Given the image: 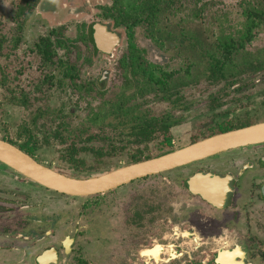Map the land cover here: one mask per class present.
<instances>
[{
    "label": "rangeland",
    "instance_id": "374dc122",
    "mask_svg": "<svg viewBox=\"0 0 264 264\" xmlns=\"http://www.w3.org/2000/svg\"><path fill=\"white\" fill-rule=\"evenodd\" d=\"M44 1L52 6L51 1L39 0L40 6L48 12L50 6ZM113 1L62 0L61 3L65 2L70 8L79 9L74 10L71 15L68 10L64 16L66 20L62 24H55L53 15L37 9L27 11L18 19V7H24L21 4L27 0H0V40L2 37L6 38L5 45L18 41L11 57H3L0 61L2 68L7 67L9 73L8 84H0V139L27 143L37 148L35 155L41 163L52 165L70 175L95 176L124 167L132 146H129L130 149L125 147L118 150L116 158L113 156L114 158L104 162L91 154H83L80 158L85 162V167L80 171L66 163L64 156L67 157L66 149L75 140L78 132L76 129H85L92 134L104 129L103 132H111L110 134H123L109 137L114 138L116 143L121 145V140L127 141V127L119 125V121L109 114L113 109L111 103L117 99L119 93L124 90L126 97H129L139 84L131 78L128 70L124 71L129 61L124 55L129 52L142 56L141 71L146 79L158 84V87L164 83L174 88L173 102L159 97H146V107L151 110L152 115H174L177 122L171 129L170 140L173 149H182L197 139L219 133L231 125L264 122V70L255 75L247 65L241 75L232 71V66L240 69L248 60L264 65V0H173L171 7L160 17L163 38L159 40L163 43L153 37L154 32L147 17H139L118 26V29L123 30L125 39L115 60L103 56L94 59L90 49L85 51L77 43V39L82 38V25L102 20L105 9L113 5ZM120 1L123 10L130 15L137 12L141 2ZM87 10L90 16L78 15L79 12ZM63 14L62 11L60 18H63ZM168 27L173 29L167 31L171 37L166 35V30L164 33V29ZM52 30H56L53 36L56 58L54 63H45L38 53V44L40 38L48 36ZM196 42L200 45L197 46ZM212 50H217L220 54V69L227 79L215 82L207 79L206 68L210 57L206 54ZM73 64L75 68L81 67L77 78L68 75L71 72L69 67ZM106 69L112 71V76L104 84L106 90L102 92L96 86V81ZM126 73L128 83H132L130 88L122 86V78ZM25 98L29 99L30 104L23 105ZM136 100L142 102L144 99ZM41 111L44 112L43 118L39 116ZM94 118H97V124L90 122ZM57 132L61 137H58ZM60 138H65V141ZM82 138L86 139L87 136ZM85 144L84 142L81 145ZM171 146L161 139H154V142L140 147V150L144 156H156L167 152ZM263 151L264 145L244 148L208 163L223 164L237 158L240 159V165ZM216 169L224 172L227 167ZM175 174L169 173L136 185L125 186L105 196L75 199L76 208L82 206L83 213H93L89 217L96 215L102 219L106 211L109 218L115 213L121 217L114 220L117 229L112 231L107 227L104 230L95 226L90 228L91 240L95 242V238L100 235L101 239H107L100 241L101 243L108 244L115 240L113 247H116L120 235V238L124 235L127 237V229H123L124 233L121 232L119 222L127 217L131 191L132 200L136 204L134 195L137 194L134 193L138 186L149 188L146 194L156 197L152 201L157 200L164 205V211L170 212L166 208L175 198L174 189L169 186L168 181ZM250 183V177H247L241 190L248 193ZM158 186L162 188L156 189ZM51 200L54 203L60 198L52 194ZM174 208L178 210L176 206ZM256 212L264 213L258 207L254 213ZM73 216L68 220L71 224L75 222L76 217ZM94 244L97 246L87 247L90 260L94 255H101L102 258L105 254L115 264H127V257L114 255L112 246H99L97 242ZM119 247L117 250H121V246ZM213 247L216 248L205 246L206 250ZM124 254L127 255V251Z\"/></svg>",
    "mask_w": 264,
    "mask_h": 264
},
{
    "label": "flooded vegetation",
    "instance_id": "af4514ba",
    "mask_svg": "<svg viewBox=\"0 0 264 264\" xmlns=\"http://www.w3.org/2000/svg\"><path fill=\"white\" fill-rule=\"evenodd\" d=\"M49 1H51L54 9L50 6L49 2L44 1L50 6V11L47 12V10H44L43 6H40L39 0H27L26 3L21 4V6L23 5L24 7H18L17 18L19 19L21 16H24L27 11L30 12L37 9L45 14L53 15L55 17L53 21L55 24H62L64 20H66L64 16L68 13V10L71 15L75 12L74 10L79 9L70 8L65 2L61 3L62 0ZM146 1L147 0H141L137 12L131 15L127 13V18H121L120 22L122 24H127L139 17H147L151 24L152 31L154 32L153 37L159 40L163 38V30L162 27H160V17L166 12V9L168 10L171 7L173 0H155L156 2H154V0L150 2ZM114 3L113 1V5L105 9V15L103 14L104 18L102 20L92 24L82 25V38L77 39V43L81 45L85 51L90 49L94 59L98 56H103L115 60L124 42L123 30L116 27L115 17H118V14L110 17V15L113 14L112 10L114 8ZM151 9L154 10V12H152ZM62 11L64 13L63 18H60ZM85 12H79L78 15H82V17L90 16L88 10L86 13ZM56 15H59V17L57 18ZM75 15L78 16L77 14ZM96 24L107 26L111 32L116 33L120 37L121 42L112 53L106 54L96 49L92 38V28ZM169 29L170 31L173 30L169 27L165 28L164 33L166 30V35L171 37V34L167 32ZM88 32H91L92 43L90 41L87 42L85 38V34L88 36ZM55 33L56 30H52L48 36L41 37L39 41L40 44L41 39L49 38L51 42L54 43L53 54L51 55L52 61H47V63H54L56 58L55 42L53 40ZM171 40L173 39L171 38ZM160 43H163V41H160ZM193 43L194 42H192V44ZM174 45L178 46L177 43H174ZM180 45H182V43H180ZM196 45L199 46L200 44L196 42ZM124 56L129 58L128 65L124 71L128 70L129 74H131V78L137 80L139 84L136 85V89H134L129 97L128 95L126 97L123 92L124 90L119 93L117 99H114L111 103L113 109L109 115L117 119L120 123L119 125L123 127L128 126L127 138H132L138 133L130 129V125L134 124V119L135 121H144L147 117H153L161 122L160 120L166 118L168 120L166 121V125L169 126L167 131L163 129L153 131L151 135L152 139L144 141L141 145H137L138 143L136 141L127 142V149H130L129 146L133 147L131 148V152H128L129 158H127L125 165L128 166L135 164L131 162L132 156L137 151V149L135 150L136 146H138V148L144 145L148 146L154 142V139H161L163 142H166L167 145L171 146V129L177 121L174 120V115L172 114L154 116L151 110L146 107L148 103L146 97L148 96L151 99L159 97L161 99L163 98L165 101L173 102L174 88L164 83L161 87H158V84L155 85L150 80L146 79L144 77L145 74L141 71V68L143 69L142 56H138L132 52ZM80 68L81 67L77 66L75 68L73 64L69 67L71 72L68 73V75L72 78L75 76V78H77L79 71H81ZM210 71L209 62L206 68L207 79L209 81L208 75ZM72 72L74 74L73 76ZM76 72L77 75L75 74ZM111 76L112 71L106 69L96 81V86L101 88L102 92H105L106 88L104 84ZM122 79V86L130 88L132 83H128L127 73ZM139 98L144 100L139 102L136 100ZM25 99L26 104H30L29 99ZM127 108L129 110L128 113ZM39 116L43 118L44 112L41 111ZM99 118L101 119V117ZM90 122L97 124L98 121L97 118H94L91 119ZM161 123L165 122L163 121ZM251 125L254 124H250L249 126ZM114 129H117V127ZM79 130L76 129V131H78L77 135L82 134V136L86 135L87 137L96 135L103 139L123 135L119 133L110 134L111 132H103L104 129L93 134L85 129ZM57 134L58 137H61L59 132H57ZM218 134H221V132L215 135ZM212 136L214 135L200 140L197 139L188 146ZM7 142L12 144L11 141ZM108 142L107 140H101L96 143H98L100 147L106 148ZM12 145L18 147L20 150H22L21 147L23 146L27 148L32 147L27 143L23 144L18 142ZM36 150L37 148L34 149L33 153L27 152L26 150L22 151L33 157L38 163L45 167L72 178L88 179L94 177L70 175L54 168L52 165L41 163L35 155ZM175 151L178 150L173 149L171 146L167 152L161 155L152 156L150 154L147 156L153 159ZM228 153L229 152L219 154L164 173L148 176L125 185H136L158 176L176 173L175 176L171 178V181H168L169 186L174 189L173 197L175 198V200L170 203V208H166L167 211L170 210V212L164 211V205L157 202V200L152 201V199L156 197L146 194L149 188H140L138 186V189L135 190L134 193L137 194L134 195L136 204L132 200L133 192L131 191L129 206L127 208V217H124L123 222H119L121 232L123 231L124 233L127 229V237L124 235L120 238V235L117 241L118 245H115L116 247H113L115 240L108 244L101 243L100 241H107V239L105 237L101 239L100 235L95 238V242H97L99 246H112L114 255H125V257H127V264H264V213H254L257 207L262 208L264 211V197L262 195V188L264 186V151L258 154L254 153V155L257 154V156L253 159L248 158L240 165L238 164L240 159L237 158H233L227 163L223 162V164L222 162L208 163ZM83 154L84 153L81 155ZM113 154V156H115V153ZM143 155L144 154H142V156ZM113 156H104L101 157V159L103 162L109 161V159L114 158ZM65 159L64 156V160ZM66 163H69L76 171H80V169L83 168L75 167L69 160L66 161ZM217 167H227V169L224 172H219L216 169ZM198 174H212L220 178H226L227 176L232 177L229 184L232 191L226 194L227 198L224 208H214V206L205 201L199 194H193L190 191L189 181ZM247 177H250L251 181L250 187L248 188L249 190H247L248 193H246V190L244 192L241 190ZM164 179L166 180V178ZM202 187L210 189L211 191L209 192L211 194H216L218 197L223 193V189L220 186L205 184V186H199L198 190L202 189ZM155 188L161 189L162 186ZM118 189L89 197L61 195L20 176L15 171L0 164V264H115L111 261V258L105 254L102 258L100 257L101 255L97 257L94 255V258L90 260L91 258L88 257L90 253L87 247L97 246L94 244L95 242L91 240L90 232H92V229L90 228L95 226L100 230H104L107 227L112 231V229H117L114 226V220L116 218L121 219V217L117 216V213H115L109 218L108 211H106V215L103 216L102 219L96 215L89 217V215H93V213H83L84 211H81L82 206L76 208L74 200L105 196ZM143 191L145 193H143ZM245 193L248 195L247 197ZM52 194L56 195L60 200H58V202L54 201L53 203L51 200ZM68 200L71 201L68 202ZM103 205H105L104 202ZM175 206L178 210H175ZM53 207L54 210H52ZM71 215H74L73 218L76 217L73 224L68 222ZM82 217L84 219H82ZM119 246H121V250H117V248H120ZM123 246H126L127 250L126 247L124 248ZM205 246H216V248L213 247L206 250ZM126 251L127 255L124 254Z\"/></svg>",
    "mask_w": 264,
    "mask_h": 264
},
{
    "label": "water",
    "instance_id": "95a60500",
    "mask_svg": "<svg viewBox=\"0 0 264 264\" xmlns=\"http://www.w3.org/2000/svg\"><path fill=\"white\" fill-rule=\"evenodd\" d=\"M92 38L98 51L112 53L119 46L120 37L105 25L92 28ZM264 145V122L228 131L198 141L181 150L142 161L88 179H77L51 170L38 163L18 147L0 139V164L20 176L61 195L89 197L118 189L133 181L164 173L179 167L230 151ZM232 177L220 178L212 174H198L189 181V189L199 194L214 208H224ZM212 184L223 189L222 195L211 194L210 189L199 186ZM213 191V190H212ZM264 197V186L262 188Z\"/></svg>",
    "mask_w": 264,
    "mask_h": 264
},
{
    "label": "trees",
    "instance_id": "16d2710c",
    "mask_svg": "<svg viewBox=\"0 0 264 264\" xmlns=\"http://www.w3.org/2000/svg\"><path fill=\"white\" fill-rule=\"evenodd\" d=\"M151 0H147L146 2H150ZM114 8L112 10L113 14L110 15V17L115 16L116 14H118V17H115L116 20V27L121 26V18L125 19L127 18V14L126 12L123 10L122 8V4L120 0H114ZM154 2H156L154 0ZM152 12H154V10L151 9ZM109 17V16H108ZM88 36L85 34V38L87 40V42H91V32H88ZM7 42V39L2 37L0 40V61L1 58L5 57L6 59L10 58L11 55L15 52V49L18 45V41H14V42H10L8 45H5V43ZM92 43V42H91ZM198 43V42H197ZM199 44V43H198ZM53 45L54 43L51 42V40L49 38H43L41 39V43L39 44L38 48H39V54L43 57L44 62L47 63V61H52L51 55L53 54ZM207 56H209V62H210V72H209V79L213 82L215 81H221L224 79H227L228 77L224 76L223 72L220 69V62H221V56L220 54L217 52V50H213L210 53L206 54ZM248 60L245 64V66H241L240 69H235L234 66H232V71H235V74H239L241 75V73H243L245 71V68L248 65L249 70H252V72L257 75L259 72H261L262 70H264V65H262L261 62H250ZM249 63V64H248ZM8 68L4 67L2 68V66L0 65V84L3 86H6L8 84V76L9 73L7 72ZM4 73V74H1ZM11 80V79H10ZM234 82H232L233 84ZM231 84V81H230ZM23 105L26 104V99L23 100ZM123 109V108H121ZM128 108H127V113H128ZM161 122H165V123H161L159 121H157V119L153 118V117H147V119H145L144 121L138 120L135 121V119L133 120V125H130V129L133 132H138L136 135H134V137L132 138H127V141H122V144L120 145L119 143H116L114 140V138H100L96 135H92L85 138H82V134H79L77 136H75V140L73 141V143L70 144L69 148H67V157L65 156V158L67 159V161L69 160V162L71 164H73L75 167H84L85 166V162L83 160L80 159V155L82 153L84 154H93V156H95L96 158H101L104 156H113L115 153V157L118 156L117 151L124 149L125 147H127V142L129 141H136L138 144L137 145H141L143 144L144 141H149L151 140V135L153 131L159 130V129H163L165 131H167L169 129V126L166 125V121H168L166 118L160 120ZM250 124L252 123H243V124H238V125H231L230 127H226V129L221 130V133L224 132H228V131H232V130H236V129H240V128H244V127H248ZM128 128V126H127ZM80 131V130H79ZM216 133L212 134L215 135ZM62 141H65V138H60ZM109 141L106 145V148L100 147L99 145H96L97 141ZM86 143L84 146H82V143ZM12 144H15L14 142H11ZM124 145V146H122ZM22 150H26L27 152L33 153L34 149H36L35 147H31V148H27L26 146L21 147ZM79 157V158H78ZM150 156H142V152L140 150V148L137 149V151L134 153V155L132 156V162L131 163H137L140 162L142 160H147L150 159Z\"/></svg>",
    "mask_w": 264,
    "mask_h": 264
}]
</instances>
